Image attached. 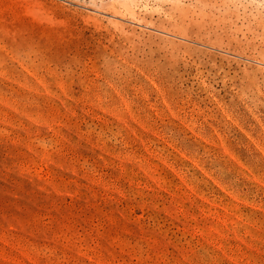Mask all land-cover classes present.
Listing matches in <instances>:
<instances>
[{
    "label": "rangeland",
    "instance_id": "1",
    "mask_svg": "<svg viewBox=\"0 0 264 264\" xmlns=\"http://www.w3.org/2000/svg\"><path fill=\"white\" fill-rule=\"evenodd\" d=\"M0 264H264V0H0Z\"/></svg>",
    "mask_w": 264,
    "mask_h": 264
}]
</instances>
